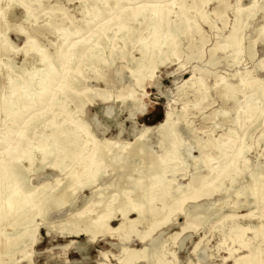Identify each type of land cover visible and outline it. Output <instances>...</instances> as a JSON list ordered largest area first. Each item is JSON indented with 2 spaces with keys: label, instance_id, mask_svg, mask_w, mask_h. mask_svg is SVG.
Wrapping results in <instances>:
<instances>
[{
  "label": "bare ground",
  "instance_id": "1",
  "mask_svg": "<svg viewBox=\"0 0 264 264\" xmlns=\"http://www.w3.org/2000/svg\"><path fill=\"white\" fill-rule=\"evenodd\" d=\"M39 1L0 0V13H2L0 15V46L3 52L8 55L9 52L20 51L25 58L30 54H35L38 57L37 65L32 66L29 70L23 68L24 61L22 65L16 67V72H13L18 73V77L10 79L8 86L5 87L6 91L2 93L0 91V99L3 100L1 102V112L8 122L5 128L7 130L4 129L3 132H0V146L5 141V134L13 133L17 128L19 129L16 131L17 135L23 140L22 152L15 160L0 156V257L6 255L10 258L14 255H20V261L33 264L31 251L33 246L36 245V233L44 218L42 206L44 204H55L54 206L59 208L64 204L61 201L62 197L66 195L73 197L76 191L85 189L90 191V197L84 199L82 211L76 213L73 216L74 218L69 221L68 235L83 236L86 243L90 244L98 237L103 236L104 233L112 235L121 233L122 235L119 237L120 244H118L120 246L119 255H111L119 264H125L128 255L130 256L128 263L131 264H178L176 253L173 254L175 262L167 260L166 247L171 240L175 241L177 251L180 250L186 238H179V236L187 227H182L180 232L170 235L167 239H163L161 235L153 237L151 233L154 231L152 227L157 220L164 219L161 220L163 224H168L171 221L170 217L176 211L174 205L178 201L174 195L181 193V196H179L181 198L185 195V192L192 189L189 183L183 186L178 181V177L183 172L185 173L187 169L186 158L183 157L189 156L192 149L197 150L199 155L192 159L199 164L203 163L204 167L209 169L212 180H222L224 177H229L231 171L235 175L243 173L244 170L241 169V165L244 162L239 157L244 153V147L234 145V139H230L232 130L228 128L221 142L208 138L207 145H205L201 138H196L193 143L194 147L190 148L191 144L188 145L182 139L183 132L180 130L178 123L183 112L180 113V117H174L175 114L172 108L165 112L162 121L158 124L143 127V131L139 132L138 137L135 139L136 145L132 150L127 151L126 145L118 139H97L90 132L87 125L78 118H74V113L72 114L66 108L65 100L70 98L72 93L78 96L83 94V92L77 90V86L81 83V77H83L81 66L87 61L90 63V68L93 69L96 65H106L104 54L108 42H113L112 48L108 47L110 49L109 55L111 57L117 56L113 54V50L119 38L108 40L107 34L109 31H114L115 35L122 34L130 23H135L137 26L145 24L148 35L137 42L136 51L139 53V57L130 56L129 67L127 68L131 88L128 97L133 101L130 109L128 108V114L132 118L135 112L143 109L140 100L146 96L145 87L153 81L154 71L159 66L167 63L169 60L168 55L173 54V46L169 36L172 35L170 34L171 27L175 28L177 25L170 18V10L162 5L161 0H151L148 4H140L139 6H136L137 0H115V6L109 9L106 7L107 0H95V6L91 7V10L81 9L83 15L89 17L87 19L83 16L84 26H82V29L86 26L89 27L91 24L93 28L97 26L92 31V38L82 41L83 52L80 53L78 48L75 49L72 46L71 50H66L62 54L60 53L61 47H57L55 54L48 56L45 53L46 51L32 37H25L23 45L15 47L6 36V31L9 28L5 19L6 11L12 5H15L24 11L21 19L28 20L33 7L40 6ZM122 2L125 3V6H121L124 4ZM22 3L28 5L29 8L27 10L21 8L20 4ZM100 3H103L102 6H105V8L100 7ZM255 4L256 0H253L251 10ZM53 8L54 6H51V10ZM183 8L184 6L180 7L179 10L182 11ZM114 13H116L115 19H108ZM240 13L241 10L237 9L236 15L238 16ZM103 15H107L106 20L101 19ZM179 15H183V12ZM189 21L190 19L183 15L179 25L189 28ZM15 28L20 35L25 34L19 24L15 25ZM58 31L63 42L79 34V31L70 30L69 27H61ZM133 33L129 34V31H126V35L124 34L129 42H132ZM263 33L264 26H260L255 30L257 37H261ZM222 42L217 44L216 50L226 53L225 59H231V67L238 66L244 45L243 34H238L237 23L222 38ZM123 46H126V41H123ZM123 53L125 52L121 50L120 59L125 58ZM247 54L250 60L254 59L255 49L251 42ZM263 60L261 59L259 64H262ZM4 64L9 68L11 67L12 70V60L9 56H7V61ZM217 64L209 63L211 66ZM261 69L264 71V66ZM9 76L8 78H10ZM247 76L248 72L244 77H241L242 84L245 83ZM192 78V76L189 77L185 84L193 85L191 83ZM254 82L261 84L260 87L256 86V93L252 92L253 94L249 95L243 93V109L249 116L255 114L254 112L258 109V106L264 102V82L258 79H254ZM216 85L218 87L223 86L224 91L221 94L219 93V97L224 98L226 101L241 90V87L226 85L222 77L219 82H216ZM201 86L198 85L196 93L204 100L205 92ZM249 90L252 91L253 89L250 88ZM102 98L109 100L110 95ZM76 113L81 114V111L77 110ZM223 113L226 114L227 112ZM263 115L264 110H261V117H259L262 118ZM38 121H43L42 125L50 131L44 134H36L37 138L30 142L27 137L28 131ZM183 123L185 128L190 124L184 120ZM149 135L155 137L161 148L155 156L153 155L156 153L150 146L149 140H147ZM212 145L215 147L212 154L204 153L206 147ZM16 146L17 144L14 147ZM217 152H219L220 157L224 158H216ZM2 153H4V149ZM36 166L37 168H35ZM45 167L55 171L59 176L65 177L64 175H68L69 179L60 187H58L59 180L57 179L55 181L58 184L56 188H50L47 191V183H41L36 187H28L26 185L28 175L31 173L37 174ZM200 169L201 166H195L194 174L190 176L191 182H194L201 173ZM213 172L215 173L213 174ZM217 172H221V174ZM114 173H118L117 175L122 177V182L117 188L113 187L115 183L101 182V186L97 184L104 176ZM168 173L170 175L167 177ZM257 177L263 178L264 175L259 172L250 173V179L253 183ZM232 180L230 178V183ZM203 183L205 184L206 181ZM183 188H185V192L182 190ZM111 189L115 191L112 192ZM106 195H109V197ZM187 199H184V202ZM166 202H168V205L165 204ZM253 204L256 208L259 206V216L254 224H250V222L245 224L232 222L224 229L223 233V238L230 239L232 243L239 242L247 252L235 256V251L228 247V256L222 259L223 263L230 259L233 260L234 264H264V215L262 214L264 194L262 198L255 199ZM236 205L237 209L245 207L246 201L238 202ZM191 208L195 211L198 210V204L192 205ZM191 208L189 211H191ZM253 214V212H249L240 218L251 220L254 217ZM130 215H134V217L131 218ZM115 217H119L120 223L115 229H112L109 227V222ZM229 218L233 217L230 216ZM37 219L41 222L40 224L35 223ZM139 225L149 226L150 231L139 230ZM6 226L10 227L12 232L8 233ZM146 232H149V234H146ZM246 232H252L254 237H262L263 242L248 248L246 241L244 242ZM133 238L142 243V248L133 250L124 244L131 242ZM223 243L224 241L221 242V244ZM213 255L211 254L210 257H213ZM107 256L103 257L108 259ZM204 259V255L197 256L196 264H209V260ZM0 264H5V262L0 260Z\"/></svg>",
  "mask_w": 264,
  "mask_h": 264
},
{
  "label": "rangeland",
  "instance_id": "2",
  "mask_svg": "<svg viewBox=\"0 0 264 264\" xmlns=\"http://www.w3.org/2000/svg\"><path fill=\"white\" fill-rule=\"evenodd\" d=\"M94 1L40 0V6L33 7L28 20H22L21 17L24 11L12 5L5 13L7 27H9L6 31L7 39L15 47H21L25 37H32L46 51L45 53L48 56L54 55L57 47H61L60 53L62 54L66 50H71L72 46L75 49L78 48L79 52L82 53L84 48L82 41L92 38V31L97 28V26L93 28L91 24L89 27L86 26L82 29V26H84L82 18L85 16L82 10L84 8L88 11L91 10L90 8L95 6ZM150 1L137 0L136 6L146 5ZM161 1L162 5L170 10V18L177 25L175 28L171 27L170 34L172 35L169 36L173 46V54L168 55L169 60L167 63L159 66L154 71L153 81L145 87L146 96L140 100L143 104L142 111L135 112L132 118L129 117L128 112L133 101L128 97L131 90L127 71L128 61H130V56L139 57V53L136 51L137 42L148 35L145 24L137 26L135 23H130L122 34L115 35L114 31L108 32V40L119 38L113 50V54L117 56L111 57L109 55L113 42H108L104 54L106 65H96L93 69L90 68V63L87 61L81 66L83 77H81V83L77 86V90L83 92V94L78 96L72 93L71 97L65 100L66 108L72 114L74 113V118H78L87 125L90 132L97 139H118L126 145L127 151L135 148V139L138 137L139 132L143 131V127L154 126L161 122L169 108H172L175 114L174 117H180V113L183 112L178 123L180 130L183 132L182 139L188 145L191 144L190 148L194 147L193 143L196 138H201L205 145H207L208 138L221 142L224 133L227 132L228 128H231L230 139H234V145L244 147V153L239 157L244 162V166L241 165V169L244 170L243 173L235 175L231 171L229 177H224L222 180H212L209 169H206L203 163L199 164L192 159L199 155L197 150L192 149L189 156L183 157L186 158L187 169L185 173L183 172L178 177L181 185L184 186L189 183L192 189L185 192L186 190L183 188L185 195L181 198H179L181 193H179L180 195H174L178 201L174 205L176 211L170 217L171 221L168 224H163L161 220L164 219L157 220L152 227L154 231L151 233L153 237L161 235L163 239H167L186 226L187 229L179 236V238H186L180 250L177 251L175 241L170 240L168 242L166 247L167 260H173V254L176 253L178 264H196L197 256L204 255V260H209V264H222V259L228 256V247L235 251V256L247 252L239 242L232 243L230 239L223 238L224 229L232 222L244 224L250 222V224H254L259 216V206L256 208L253 202L257 198H262L264 194V177H257L254 183L250 179V173L259 172L264 175V115L260 118V111L264 110V102L258 106L252 116L247 115L243 109V93L245 95L253 94L252 92L256 93L257 87L261 84L254 82V79L264 82V71L261 69L264 66V60L262 64H259V61L264 59V33L261 37H257L255 34L258 27L264 26V0H256L252 10L250 7L253 0ZM102 4L100 3L99 6L105 8ZM51 6H54L53 10H51ZM114 6L115 0H107L106 7L108 9ZM121 6H125V3ZM183 6L184 8L180 11L179 8ZM237 9L241 10V15H236ZM181 12L190 19L188 22L190 30L183 25H179L183 17V15H179ZM115 15L116 13L111 14L108 19L114 18ZM202 16L203 18H201ZM106 17L107 15H103L101 19L106 20ZM236 23L238 34H243L244 49L239 65L231 67V59H225L226 53L216 50V47ZM18 24L24 31V35H20L16 31L15 25ZM61 27H69L70 30L79 31V34L63 42L58 31ZM126 31H129V34L134 32L132 42H129L127 36H125ZM123 41H126L125 47ZM250 42L255 49L253 60H250L247 54ZM1 50L0 46V52ZM121 50L125 52L123 53L125 55L124 59H120ZM2 52L0 53V88H3L0 89L1 93L6 91L5 87L8 86L10 79L18 77V73H14L16 72L15 68L22 65L23 61V68L26 70L38 63V57L35 54H30L25 58L20 51L9 52L8 55ZM7 56L12 60V70L11 67L9 68L4 64L7 61ZM210 62L218 64L211 66L209 65ZM246 72H248L245 79L246 84H242L240 80L241 77L246 75ZM191 76L193 77L191 81L193 85L185 84V81ZM221 77L226 85L241 87V90L237 91L235 96H232L228 101L219 97V93L221 94L224 89L223 86L218 87L216 82H219ZM198 85H202L201 87L205 92L204 100L196 93ZM246 86H248V89ZM250 88L253 90L250 91ZM107 95H110L109 100H104L102 97ZM56 97L58 98V95ZM2 101L0 99V132H3L8 125L4 114L1 112ZM77 110H80L81 114L76 113ZM223 112L227 113L224 114ZM248 116L250 117L249 120ZM183 120L190 123L187 128H185ZM42 122H36L28 131L27 137L30 142L37 138L36 134H44L50 131L42 125ZM18 130L17 128L13 133L5 134V141L0 146V156L3 158L15 160L22 152L23 140L17 135L16 131ZM147 140H149L150 146L156 153L153 156L157 155L161 148L155 137L149 135ZM15 144H17L16 147H14ZM214 148L213 145L206 147L204 153L212 154ZM3 149L4 153H2ZM219 155V152H217L215 157L224 158ZM198 165L201 166V173L194 182H191L190 176L194 174L195 166ZM37 166L39 167V165ZM217 173L221 174V172ZM117 174L106 175L97 184L101 186V182L115 183L113 187L117 188L122 182V177ZM169 175L170 173L167 174V177ZM28 176L26 181L28 187H36L41 183H47L46 191L50 188H56L58 184L55 181L57 179L59 180L58 187L69 179L68 175H64L65 177L59 176L55 171L46 167L37 174L31 173ZM230 178L233 179L231 183ZM204 181H206L205 184ZM114 191L112 190V192ZM106 196L109 197V195ZM86 197H90V191L84 189L76 191L73 197L67 195L62 197L61 201L64 204L59 208H56L55 204H44L42 206L44 211L42 224H40L39 219L35 220V223L40 224L36 233V243L40 233L41 236L38 245L33 246L31 251L33 264H119L113 256H116L117 253L115 249L118 250L117 254L119 255L120 246L118 244H120L119 237L122 235L121 233L113 235L104 233L103 236L98 237L90 244L86 243L83 236L75 237L67 234L69 221L74 218L73 216L76 213L82 211L83 201ZM186 198L188 199L184 202ZM243 201H246L245 207L237 209L236 203ZM165 204L168 205V202ZM195 204H198V210L196 211L191 208ZM190 208L191 211H189ZM262 208V214L264 215V205H262ZM249 212L254 213L251 220L240 218ZM130 216L131 218L134 217V215ZM230 216L233 218H229ZM118 219L119 217H115L111 220L109 227L115 229L120 223ZM138 229L150 231L147 225H139ZM41 230L45 231L47 235L63 239L47 238ZM7 232H12L10 227H7ZM146 234H149V232H146ZM104 238L107 239L104 240ZM69 239L73 247L64 250L62 247L69 243ZM113 240H117V243H111L115 242ZM223 241L224 243L221 244ZM245 241L248 248H252V246L263 242V238L260 236L254 237L252 232H246ZM124 244L133 250L142 248V243L136 238ZM101 254L104 257L108 255V259L101 256ZM211 254H214L213 257H210ZM0 260L5 264H26L24 261H20V255H14L10 258L4 255L0 257ZM129 260L130 256L128 255L124 263L131 264L128 263ZM223 264L234 263L233 260L228 259Z\"/></svg>",
  "mask_w": 264,
  "mask_h": 264
},
{
  "label": "crops",
  "instance_id": "3",
  "mask_svg": "<svg viewBox=\"0 0 264 264\" xmlns=\"http://www.w3.org/2000/svg\"><path fill=\"white\" fill-rule=\"evenodd\" d=\"M41 231H43V230H41ZM44 232V235H45V237H47V238H58V239H63V238H59V237H56V236H51V235H47L46 234V232L45 231H43ZM40 236H41V233H40ZM40 236H39V238H38V240H37V243H36V245H35V247L38 245V243H39V239H40ZM65 239V238H64ZM67 239V238H66ZM105 239H107V238H104V240ZM115 239H117V238H115ZM113 241H115V242H111V243H117L116 241L117 240H113ZM72 244H71V242H70V239H69V243L67 244V245H65L64 247H62L64 250H66V249H68V248H71V247H73V245L71 246ZM109 245H110V243H109ZM35 247H34V251H35ZM112 248V247H111ZM114 249V248H113ZM116 251H117V253H118V250L117 249H115ZM115 254V255H118V254ZM117 261V260H116Z\"/></svg>",
  "mask_w": 264,
  "mask_h": 264
},
{
  "label": "snow or ice",
  "instance_id": "4",
  "mask_svg": "<svg viewBox=\"0 0 264 264\" xmlns=\"http://www.w3.org/2000/svg\"><path fill=\"white\" fill-rule=\"evenodd\" d=\"M10 6H11V5H10ZM20 7H21V8H23V9H26V10L29 8V6H28V5H26V4H23V3H22V4H20ZM0 15H2V13H0Z\"/></svg>",
  "mask_w": 264,
  "mask_h": 264
}]
</instances>
